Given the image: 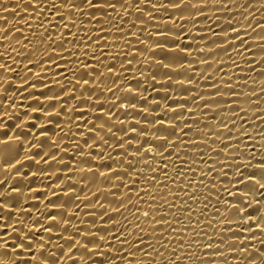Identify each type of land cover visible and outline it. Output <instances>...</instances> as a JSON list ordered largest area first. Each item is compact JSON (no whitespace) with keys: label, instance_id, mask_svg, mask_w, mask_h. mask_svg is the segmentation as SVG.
<instances>
[{"label":"bare ground","instance_id":"bare-ground-1","mask_svg":"<svg viewBox=\"0 0 264 264\" xmlns=\"http://www.w3.org/2000/svg\"><path fill=\"white\" fill-rule=\"evenodd\" d=\"M28 2L29 0H0V34L3 33L6 26L9 28L13 25L16 26V30L7 40H0V43L5 45V47H0V54H3L0 63L7 61L15 70L12 72L0 70L11 77V87L8 86V81L0 79V157L11 161L14 165L5 168L2 160H0V181L3 182L0 183V193L3 194L0 195V200H5L14 206L11 210L5 208L6 212L10 211L11 217L7 222L14 224L18 229L28 231L37 241L42 242L46 254L55 252L61 264H72L66 256L62 255V252H68V242L59 239L56 228L51 234L44 231V226L56 223L47 220L45 218L47 214H56L57 221L62 218L59 213L66 214L69 220L67 225L69 231L60 233L66 236L73 234L76 226L81 229L92 228L95 232L96 228L93 227V221L96 226L103 224L100 219L102 213L104 220L108 221L104 227L109 230L110 236L119 235L123 232L124 236L121 239L126 237L129 241H133L135 236L151 235L153 227L161 229V232L156 233L151 240L153 247L145 250L147 255L145 251H136L135 247H130L128 243L121 244V240L117 239L110 240L113 245L111 249L107 246L102 249V251H110L113 255L117 249H122L123 253L134 252V259L137 264H152L153 261L155 264H177L176 257L172 255L173 250L179 253V264H200V260L209 261L213 259L215 264H222L224 258L228 259L229 264H244L243 260L237 261L232 258L235 253L229 252L225 244L220 245L221 256L210 254L205 257L203 256L204 250L201 248V244L206 240L218 243L220 236H231V233L225 231L226 225L220 221L224 215V201L231 200L229 192L225 189L230 188L235 191L236 186L229 183L232 180L233 169L225 167L221 170L220 163H215L214 171L202 181L200 178L203 175L202 169L206 171L208 167H213L212 161L219 159L221 163L224 162L223 157L227 153H221L220 157L217 158L214 150L222 146L220 141L224 139L229 129H231V140L228 142L232 144V149L229 150L231 159L227 163L231 164L240 160L248 163L249 154L253 153L255 158L251 159L250 162L255 165L257 160L264 156V147H262L264 145V91H262L264 89V76L261 75V72L264 71V63H262L261 57V47L264 46V41L260 40V35L264 34V29L256 27L258 22H264V5H262L261 0H247L251 7L246 10L244 16H236L235 8L231 13L224 8L216 10L213 0H208L206 10L196 17L200 23L196 27H193L191 22L186 25L187 31L192 36L197 37L194 40L185 41V43L192 45V55L187 59L193 63L191 65L185 63L183 67L171 70L158 67L153 55L146 51V48L151 47L155 40L160 39L155 33L157 26L161 29L164 28V20L151 18L149 15L150 5L146 6L145 0H141L143 10L136 12L135 9H130L131 15L117 7L116 12H110L111 23L105 21L107 45L104 51L107 58L100 56L102 63L99 64L94 60L91 61L92 64L96 65L98 72L103 73L100 79L104 81V84L96 86L90 82L87 86L81 85L75 93L78 99H72L69 92L65 91L63 98L55 101L46 100L44 97L59 93L62 87H71L63 79L64 75L75 81L83 71L88 73V76L84 77L85 79L89 76L94 77L95 74L91 68L84 70L82 64H76L73 61L69 67L76 69L75 76L71 72L54 76L53 71L58 70L45 71V69H53L51 64L35 63L46 56V53L41 49L47 48L46 44H41L40 33H43L44 29L37 26L39 19H43V16L52 19V16L50 12L45 11L39 19H30L34 14L24 8V4ZM237 2L245 3L246 0H237ZM218 3L219 0H216V5ZM17 4L20 7L14 10V5ZM4 5L8 6V11L4 10ZM241 11L244 10L241 9ZM154 15L159 17L162 13L155 12ZM137 16L147 21L144 25L138 22L137 27L132 29L134 33L138 34L141 43H136V36L127 35L130 28L127 21L135 20ZM205 16L209 20H205ZM228 16L235 17L232 23L237 28H240L241 25L246 27L248 33L246 39L252 47L243 56L238 55L235 50H229L226 55L223 49H217L214 54L210 55L206 45H211L218 37H214L207 29L212 27L216 33L222 36L221 29L227 28ZM5 18H7V25H5ZM26 20H30L31 28L25 23ZM249 22L251 23L250 27H248ZM121 24L122 28L118 31L117 28ZM85 26L93 27L92 25ZM197 28L204 31L198 32ZM72 31H76V29ZM21 32L32 40V43L27 45V50L23 48L22 44L16 42V37ZM34 32L35 35H33ZM92 34L94 36L95 32ZM80 35L83 36L84 33L81 32ZM200 36H205L206 40L200 39ZM77 46L81 48L79 58L83 61L85 59L83 46ZM197 46L204 48V52H198ZM66 47L73 46L66 45ZM135 49L140 51L136 52ZM87 51L89 53L96 51L95 45L88 48ZM27 53L32 54L26 58ZM51 53L52 50L49 48L47 54ZM97 54L99 55V53ZM229 55L231 59H229ZM29 59L33 63H29ZM88 59L91 57L89 56ZM206 59L208 63L201 62ZM128 60H132V63L128 64ZM248 61H255L256 63H249ZM113 64L115 65L113 73H109L105 65ZM122 64L124 65L123 69H121ZM26 65L27 69H31V71L26 69ZM221 66L223 71H217L218 67ZM64 67V63L61 62L60 68L63 69ZM253 68L255 71L252 70ZM152 75L156 76L155 81L152 80ZM208 76L212 78L208 79ZM113 79H116L120 86L119 91L113 89L115 95L120 97L116 103L122 105L126 102L129 105H137L135 109L129 107L127 111H124L122 107L120 109L112 108L115 113L112 117V122L115 124L113 132H116L117 136L121 135L117 129H126L130 124L139 121L138 129L142 128L145 133L144 136L140 137V143H143L147 138L153 144L159 145L164 141L158 137L167 133L160 130L159 125H154L151 122L154 118H161L165 121V128L171 132L172 129L168 128L167 122L173 117H177L176 136L170 137V140L179 147H172L170 143L163 156L157 152L154 158L149 152L146 159L148 165L156 169L155 173L149 171L143 163H137L142 153L136 154V159L132 162L137 164L138 169L143 172L140 183L130 184V180L135 178V173L131 170L129 176L123 178V184L131 187V192L129 187L112 188L109 192L108 189L111 185L102 177L96 178L91 173L81 171L84 167L82 161L88 158L87 153L90 151L84 141L89 139L91 135L88 128L91 127L92 114L95 113V108L91 107V102L96 100V96H100L97 107L102 104L104 114H107L113 101L112 93L107 91V87L112 86ZM25 80L26 83L23 82ZM33 83L37 85L36 88L31 87ZM41 84L45 86L41 87ZM209 85H214V87H209ZM228 85L234 89L235 95L229 93ZM217 87L220 89V95L213 97L211 94L216 91ZM81 93H83V99H80ZM89 96H91V101L88 100ZM144 97L147 99L145 100ZM165 97L171 98L166 100ZM194 100L195 102H193ZM177 103L180 105L179 108H176ZM141 108H148L149 111L143 112ZM173 108L176 110L173 111ZM56 112H59L60 115H54ZM82 112L84 113L83 118L80 116ZM48 113H53L50 122ZM85 119L89 120L88 127L84 125ZM221 120L228 124L227 129L220 125ZM233 123L235 127H233ZM186 125H190L191 130ZM182 127L187 132L186 136L180 131ZM210 129L218 132V137L211 135ZM100 135H105V133L102 132ZM105 138L107 139L108 135H105ZM200 138L207 141L206 145L201 143ZM237 138L240 140L239 144L236 142ZM213 140L216 142L213 143ZM89 144H91L90 139ZM197 145L199 146L197 147ZM137 146L138 144L133 141L132 147L129 148L130 158ZM124 147L128 148V145H124ZM144 148L148 149V144H145ZM209 149L213 151H209ZM99 150L97 149V151ZM122 150L117 149V151ZM108 151L111 149H106L103 161L95 157L90 159L96 164H111L112 162L106 159ZM169 152L172 155H169ZM185 152L189 155L185 156ZM201 153L204 154L203 159L207 163H201L199 159L193 163L192 157H198ZM177 154L180 155L181 159L176 158ZM112 155L114 158L120 159L116 156L115 151L112 152ZM183 159H188L189 163L183 164ZM165 164H167L166 171L169 178L177 177L178 170L186 172L187 175L183 177L184 183H181V178L177 177L175 184L171 182V179H168L166 181L167 187H160L159 181H165L164 173L160 169H163ZM65 165L69 167L66 169ZM190 165L194 171H187ZM18 171L19 175L17 174ZM244 171L245 174H248L258 170L247 168ZM216 173H219V176ZM153 174L158 177V181L148 185L145 177L151 178ZM83 176H88L89 182H82ZM188 180L201 182L202 186L197 187L194 183L188 189L189 192H197L200 203L190 200L180 190L186 186ZM210 180L212 183H209ZM119 183V180H112V184ZM69 185L73 186L75 195L80 196L79 200H75L73 196H65L60 193L61 188H67ZM14 188L19 189V194L13 191ZM145 188L149 194L143 192ZM137 189L141 190L143 200L147 203L137 200ZM54 191L57 196H53ZM217 192L223 198L219 203H217ZM113 193L115 194L113 195ZM205 196L209 197L206 202ZM176 197H180L185 203L181 204V199H176ZM249 199H251L253 207H256V200L264 201V192L253 190ZM49 201L59 203L68 201V204L66 209H56L52 207ZM121 201H123V207H120ZM205 203H207L206 211L204 210ZM187 205H191L194 210L190 220L188 219L189 213L178 210ZM259 206L264 208V204ZM117 208H119L118 211ZM138 208L140 211H137ZM217 208L220 209V214H217ZM144 210H150L151 215L147 218L144 217ZM152 216L159 220V224H152ZM161 216L167 217V220L171 222V228L164 220H160ZM109 217L112 219L109 220ZM17 219L20 223H16ZM4 222L0 221V224ZM186 227L189 230L185 231ZM142 229L143 231H141ZM2 231L4 230L0 229V232ZM7 231L12 233L11 228H8ZM253 231L257 233L256 239L245 241V243L254 244L258 248L260 244L257 241L264 239V237L260 236L259 230L255 227ZM133 233L135 236L132 235ZM161 233L166 237V240L158 239ZM12 235L15 236L16 233H12ZM20 235L22 236L23 232ZM249 235L248 232L244 233V236ZM110 236L106 239H110ZM77 239L80 237L78 236ZM58 245L63 246L62 249L57 247ZM35 251L36 258L32 264H43L40 249L37 247ZM75 251L73 249V252ZM83 251L81 248L74 259L79 260L80 264H91V261H86V257L80 258ZM208 251L209 253L212 252V250ZM186 253L191 259L184 258ZM28 258L30 257L26 254L22 259ZM96 259L97 264H99V257ZM132 259V256L128 257V260ZM114 264H127V261L116 260Z\"/></svg>","mask_w":264,"mask_h":264},{"label":"snow or ice","instance_id":"snow-or-ice-1","mask_svg":"<svg viewBox=\"0 0 264 264\" xmlns=\"http://www.w3.org/2000/svg\"><path fill=\"white\" fill-rule=\"evenodd\" d=\"M262 5H264V0H261ZM145 4L150 5L149 15L153 20L161 19L164 20L165 26L161 29L157 26V30L155 35L160 37L153 42L152 46L146 48L150 54L153 55V59L155 60L158 67L161 69H168L171 70L173 68H180L183 67L185 63L191 65L192 61H189L187 58L192 55V45L190 43H185L186 40H194L197 37L192 36L191 33L187 31L186 25L191 22L193 27H196L200 21L196 19L202 12L206 10L208 7V0H145ZM213 4L216 7V10L220 8L226 9L229 13L233 11V8L236 9V16H244L246 10L251 7V4L247 2L245 3H238L237 0H219L218 5H216V0H213ZM50 5V7H49ZM4 10L8 11V6L4 5ZM20 5H14V10L19 8ZM117 7L123 9L128 15H131L130 9H135L136 12H141L143 9L141 8V0H29L28 3L24 4V8L26 11L30 10L34 15L30 19H39L45 11L51 13L52 19H49L48 16H43V19H39L38 27L44 29L43 33H40L41 37V44L47 45V48H42L41 50L46 53V56L42 58L40 61H36L35 63L39 64H51L53 69H45L48 70H58L53 71L54 76H60L62 73H69L71 72L73 76L76 75V69L69 67V65L74 61L76 64H82L83 69L87 70L91 68L92 72L95 76H89L85 79V76H88L87 71H83L81 76L76 79H70L67 75L63 76V79L67 81V85H71L70 88L62 87L59 93H55L52 96H45L46 100L55 101L60 100L63 98L64 92H69L72 99H78L75 95L76 91L81 85L87 86L91 82L93 85L99 86L103 85L104 81L100 79L103 76V73L98 72L96 65L92 64L91 61L94 60L97 64L102 63L100 61V56H105L104 48L107 45V33L105 31V21H109L111 23L112 17L110 12H116ZM243 9L244 11H241ZM155 12H161L162 15L157 17L154 15ZM251 15V13H248ZM234 16L227 17V28H222L221 31L223 35H219L215 32L214 28L209 27L207 29L208 32H211L214 37H218L217 40H214L211 45H206L209 48L210 55L214 54L217 49H223L225 54L229 53V50H235L238 55L243 56L245 52L249 51V48L252 45L248 44L246 37L248 36L247 29L244 25H241L240 28H237L233 23L232 20ZM23 19V17H21ZM205 20H209L207 16H205ZM144 25L147 23L142 17L137 16L135 20L127 21L130 24V28L128 29L127 35L128 36H136V43H141L139 40V36L137 33L132 31L133 28L137 27V23ZM182 22V23H181ZM25 23L29 28L32 27L30 20H26ZM211 23V21H210ZM5 25H7V18H5ZM47 25V27H46ZM85 25H92L93 27L88 28ZM251 26L249 22L248 27ZM256 27H260L264 29V22H258ZM122 28V24L118 26L117 30L120 31ZM76 29V31H72ZM16 30V26L13 25L11 28L5 27L2 34H0V40H7L9 36L13 34ZM198 32L204 31L203 29L197 28ZM83 32L84 35L81 36L80 33ZM93 32L95 35L93 36ZM35 35V32L33 33ZM71 37V39H69ZM202 40H206L205 36L199 37ZM260 40L264 41V34L260 35ZM26 41L27 43H22ZM17 44H22L23 48L27 50V45L32 43L28 37L24 36L21 32L19 36L16 37ZM66 45H72L73 47H66ZM77 45L83 46V55L85 59L83 61L80 60V53L81 48ZM95 45L96 51L89 53L87 51L88 48ZM11 46L10 44L8 45ZM109 46H116V45H109ZM0 47H5L3 43H0ZM52 50L51 54H47L48 49ZM243 49V51H241ZM198 52L203 53L204 48H200L197 46L196 49ZM136 52H139V49H135ZM99 53V55L97 54ZM32 53H27L26 58H28ZM66 54V55H65ZM2 55L0 54V59H2ZM91 59H88V57ZM159 56V59H157ZM261 57L262 63H264V46L261 47ZM135 59V56H133ZM229 59L231 56L229 55ZM61 62L64 63L65 67L63 69L60 68ZM203 63H208V60L201 61ZM249 63H256L255 61H248ZM29 63H33L29 59ZM132 60H128V64H131ZM235 63V62H234ZM27 69V65L25 66ZM109 73H113V69L115 65H105ZM211 67V64H209ZM124 68V65H121V69ZM0 70H6L8 72L15 71L11 65L4 61L0 63ZM31 71V69H27ZM255 71V69H252ZM119 71V70H118ZM217 71H223V67H218ZM143 74V73H141ZM167 74V73H165ZM114 75H116L114 73ZM261 75L264 76V71L261 72ZM152 80H156V76L152 75ZM211 76H208V79H211ZM0 79L8 81V86L11 87V77L5 75L4 71H0ZM118 79V76H117ZM23 82H27L26 80ZM191 82V81H189ZM59 83V81H57ZM45 85L41 84V87ZM31 87L36 88L37 85L33 83ZM209 87H214V85H209ZM120 90L119 84H117V80L113 79L112 86L107 87V91L112 93L113 101L112 105L109 107L107 114H104L103 105L99 104L100 96H96V100L91 102V107L95 108V113L92 114L93 119L91 122V127L88 128L89 139L91 140V144H89V139H85L84 143L87 147H89L90 151L87 153V157L85 158L82 163L84 167L81 171L85 173H91L92 176L96 178H103L105 181L108 182L111 187L108 189L111 192L112 188H119V187H129L128 185L123 184V178L129 176V171L135 173V178L130 180V184L140 183V177L143 175L142 170H139L137 164H133V160L136 159V154L142 153V156L137 163H143L145 167L149 169V171L155 173L156 169L148 165L147 159L149 152L152 153V157L154 158L155 154L158 152L161 156L164 155V151L169 147V144H172V147H179V145L174 144L170 140V137L176 136V119L177 117H173L169 120L168 128H171L172 131L168 132V129L165 128V121L161 118H154L151 123L154 125H159L160 130H163L166 135L158 137L159 139H163L164 143L155 145L153 142L148 140L147 138L144 140L143 143H140V137L144 136V130L142 128L138 129L139 121H136L135 124H130L128 128H119L117 131L121 133L120 136H117L116 132H113V127L115 124L112 122V117L115 113L112 111V108L120 109L123 108L124 111H127L129 107L135 109L137 107L136 104L129 105L128 103L124 102L122 105L117 104L116 101L120 100V97L115 95V91ZM51 91V89H50ZM129 91L131 89L129 88ZM139 91V89H137ZM228 91L231 95H235L234 89L228 85ZM264 91V89H262ZM213 97L220 95L219 87L216 88V91L211 94ZM171 97H165V99H170ZM80 99H83V93H81ZM126 99V98H125ZM146 100L147 97H144ZM88 100L91 101V96L88 97ZM195 102V100L193 101ZM66 103V101H65ZM207 103V102H206ZM55 107V104H53ZM180 105L177 103L176 108H179ZM176 108L172 110L175 111ZM63 111V109H61ZM91 111V109H90ZM141 111L148 112V108H141ZM239 111V110H238ZM238 114V113H237ZM53 113H48L49 122L51 120V116ZM54 115L59 116L60 113L56 112ZM81 118H83L84 113L80 114ZM123 123V122H121ZM148 123V121H145ZM198 123V121H197ZM85 127H88L89 120H84ZM220 125L223 128L227 129L228 124L225 123L223 120L220 121ZM35 127V125H33ZM79 127V125H77ZM189 130H191L190 125H186ZM207 127V125H205ZM233 127L235 124L233 123ZM180 131L187 135L185 128H180ZM105 133L108 135V138H105V135H100V133ZM131 134V135H130ZM210 134L213 136L219 135L218 132L212 131L210 129ZM198 135V133H197ZM239 135V134H238ZM247 135V133H245ZM251 139V137H248ZM201 139V143L205 144L207 141L203 138ZM231 140V129L228 130V133L224 136V139L220 141L221 147H218L215 151V156L218 158L220 157L221 153H227L224 155L223 160L224 162L221 163L219 159L212 161L213 167H208L205 171L204 169L201 170L203 175L200 178V181L205 179L209 173L214 171L215 163H220V168L223 170L225 167H229L233 169L231 175L232 180L229 182L230 184L235 185V191H232L230 188L225 189L229 192V196L231 200H225L224 204V215L222 217L221 223L226 225L225 231L231 233V236H220L219 242H209L204 241L201 244V248L203 251V256L207 257L210 254L213 256H221V249L220 245L225 244L229 250V252L235 253L233 255V259L240 261L243 260L244 264H264V239H259L257 243L260 244V247H256L254 244L245 243V241H250L252 239H256L257 233L253 231V228L259 230V234L261 237H264V208H261L259 205L264 204V201L256 200V207H253L251 199V194L253 190L264 192V156H261L259 160H257L256 164L253 165L250 161L254 159V154L250 153L248 163H245L243 160L234 163H227L231 159V152L229 151L232 149V144L228 141ZM133 141H135L138 146L135 147L134 152L129 157V148L132 147ZM6 142V140H5ZM216 141L213 140V143ZM237 144L240 143L239 138H237ZM148 144V149L144 148V145ZM124 145H128V148H125ZM199 145H197L198 147ZM79 147V145H77ZM187 147V146H185ZM264 147V145H262ZM97 149H100L97 151ZM106 149H111V151L107 152L106 159L111 161V164L107 163H100L96 164L93 162L92 157H95L101 161L105 159V151ZM117 149H123L122 151H117ZM116 152V156L120 157V159H116L113 157L112 152ZM209 151H213L209 149ZM238 151V149H237ZM172 155L171 152L168 153ZM185 156L189 154L187 152L184 153ZM203 153H201L198 157H192L193 163L199 159L201 163H207L203 159ZM176 158L179 160L181 159L180 155L177 154ZM0 160L3 162V166L5 168L13 167L11 161L7 159H3L0 157ZM47 162V161H45ZM19 163V161H16ZM183 164H188V159L182 160ZM115 165V167H113ZM126 165V166H125ZM69 166L65 165L67 169ZM247 168H254L258 171H253L251 173L245 174V169ZM167 164H165L163 169H160L164 173L165 181H159L160 187H167L166 181L171 179L173 184L176 183L177 177L181 178V183H184L183 177L187 175L186 172L179 171L177 172V177H168L167 174ZM187 171H194V169L189 166ZM20 174L19 171L17 173ZM219 176V173H216ZM227 176V173H225ZM71 179V177H69ZM116 179L119 180V184H112V180ZM82 182H89L90 178L88 176H83L81 178ZM146 183L148 185H152L154 182L158 181V177L153 174L151 178L145 177ZM200 181L188 180L187 184L184 188L180 189L184 192L186 196L189 197L190 200H194L196 203H200L199 195L197 192L192 191L189 192L188 189L193 186L195 183L197 187L202 186ZM0 183H3L0 181ZM209 183H212L210 180ZM19 194V189H13ZM31 191V189H29ZM129 191H132V188L129 187ZM211 191V190H210ZM137 200L147 203V201L143 200V196L141 195V190L137 189ZM145 194H149L147 188L143 190ZM60 193L65 196H73L75 200H79L80 196L75 195L74 188L72 185H69L67 188H61ZM239 193V195H237ZM115 193H113L114 195ZM0 195H3L0 193ZM53 196H57V193L54 191ZM59 199V198H58ZM130 199V197H129ZM155 199V197H153ZM176 199H181L180 197H176ZM209 199V197L205 196V202ZM223 199L219 192H217V203ZM53 208L56 209H66L68 201H64L63 203H59L56 201H49ZM185 201L181 199V204H184ZM102 206V205H101ZM175 207V205H173ZM13 205L7 203L5 200H0V221H5L3 224H0V229L4 231L0 232V264H32L33 260L36 258V251L35 249L38 247L40 249V256L43 260V264H61L59 258L56 257V253L52 252L46 254L44 251V244L40 241H37L33 235H30L28 231H23V229H18L15 227L14 224H10L7 221L11 218L10 211L6 212L5 208L12 209ZM77 207H79L77 205ZM120 207H123V201L120 203ZM119 208H117V211ZM184 212L189 213L188 219H191V215L193 214L194 210L191 205H187L183 209H178ZM205 211L207 210V203H205ZM137 211H140L138 208ZM217 214H220V209H216ZM61 215V219L57 221L56 214H47L46 219L50 221H54L56 223L49 224L44 226V231L51 234L56 228L58 230L59 239H64L68 242V252L63 253L62 255L66 256L68 260L72 262V264H80V261L74 259L77 253L80 252L82 248L83 254L81 255V259L86 257V261H91V264H97V257H99V264H114L116 260L127 261V264H137V261L134 259L135 253L134 252H127L123 253L122 249H117L115 255H113L110 251H102V249L107 246L109 249L113 247L110 240L117 239L121 240V244L128 243L130 247H135L136 251H145L148 248H152L153 245L151 240L153 236L161 232V229L153 227L151 229V235H143V236H135L133 233L132 235L135 236L133 241H129L126 237L121 239L124 236L123 232L119 235H111L109 230L104 227L108 221L104 220V214L100 215L101 221L103 224L100 226H96L95 222L93 221V227L96 228V231L93 232L92 228L81 229L79 226L75 227V232L71 235H63L60 233H67L69 231L67 225L69 220L66 217L65 213H59ZM75 215V213H73ZM151 215L150 210H144L143 216L149 217ZM109 220L112 217L108 218ZM160 220H164L165 223L169 224L171 228V222L167 220V217L161 216ZM153 225L159 224V220L155 216H152L151 220ZM179 222V220H177ZM199 222V221H197ZM16 223H20L17 219ZM37 223H39L37 221ZM35 227V225H33ZM8 228H11L12 233H16L15 236L12 233L7 231ZM189 230L187 227L185 231ZM143 231V229L141 230ZM195 231V229H192ZM23 232L21 236L20 233ZM248 232L249 236H244V233ZM80 239H77V237ZM110 239H106L109 237ZM159 240H166V237L161 233L158 237ZM10 241H14L11 242ZM215 245V246H214ZM62 249L63 246H57ZM73 249L76 251L73 252ZM208 250H212L209 253ZM28 255L30 258L22 259L25 255ZM147 255V252L145 251ZM172 255L176 257V262L179 264V253L176 250L172 251ZM132 256V260H128V257ZM185 259H191L190 256L185 254ZM155 264V261L152 262ZM200 264H215V260H200ZM222 264H229L227 258H224Z\"/></svg>","mask_w":264,"mask_h":264}]
</instances>
